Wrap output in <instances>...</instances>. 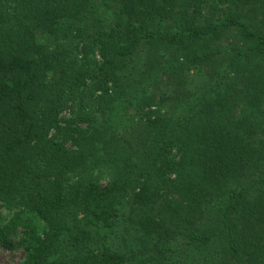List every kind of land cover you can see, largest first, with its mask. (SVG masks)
<instances>
[{
    "label": "trees",
    "instance_id": "16d2710c",
    "mask_svg": "<svg viewBox=\"0 0 264 264\" xmlns=\"http://www.w3.org/2000/svg\"><path fill=\"white\" fill-rule=\"evenodd\" d=\"M11 241L18 264H264V0H0Z\"/></svg>",
    "mask_w": 264,
    "mask_h": 264
},
{
    "label": "rangeland",
    "instance_id": "374dc122",
    "mask_svg": "<svg viewBox=\"0 0 264 264\" xmlns=\"http://www.w3.org/2000/svg\"><path fill=\"white\" fill-rule=\"evenodd\" d=\"M137 67L136 68H132V69L129 70L130 71L129 72V77L132 78L130 80L131 82H135V81L138 80L137 78L139 77V75L141 74V71L144 68L143 66H141L140 67V71H138ZM133 77H135V78H133ZM212 82H209L208 85L205 84L207 89L210 86H212ZM135 90H136L135 88L132 89L133 93L135 94L133 96L139 95V92H135ZM198 91L194 95H192L188 100H185V101H190V99H192V101H193L195 98L198 99L199 95H200V93ZM116 101H120V102H117V103L115 102L114 103L113 115H115L117 113H121V112L124 111L125 102H123V100H116ZM132 101H136V99H133ZM192 101H190V102H192ZM166 105L167 106H165V107H168V104H166ZM185 105L186 104H184V108H185ZM134 107H135V104H133L129 108V111L132 114H133V111H135ZM169 107L171 108V105ZM182 107H180V108H182ZM23 254H24L23 249L21 247H19V246H16L15 242L11 241L9 243V246H5V245L0 244V264H18L19 261L22 259Z\"/></svg>",
    "mask_w": 264,
    "mask_h": 264
}]
</instances>
